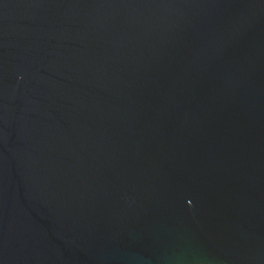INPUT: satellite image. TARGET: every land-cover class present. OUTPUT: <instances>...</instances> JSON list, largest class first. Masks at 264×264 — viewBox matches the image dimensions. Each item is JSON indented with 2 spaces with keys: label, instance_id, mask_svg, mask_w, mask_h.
Wrapping results in <instances>:
<instances>
[{
  "label": "water",
  "instance_id": "obj_1",
  "mask_svg": "<svg viewBox=\"0 0 264 264\" xmlns=\"http://www.w3.org/2000/svg\"><path fill=\"white\" fill-rule=\"evenodd\" d=\"M0 264H264V0H0Z\"/></svg>",
  "mask_w": 264,
  "mask_h": 264
}]
</instances>
